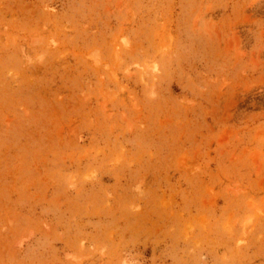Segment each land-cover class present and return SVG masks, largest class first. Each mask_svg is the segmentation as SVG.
I'll list each match as a JSON object with an SVG mask.
<instances>
[{
    "label": "rangeland",
    "instance_id": "374dc122",
    "mask_svg": "<svg viewBox=\"0 0 264 264\" xmlns=\"http://www.w3.org/2000/svg\"><path fill=\"white\" fill-rule=\"evenodd\" d=\"M0 264H264V0H0Z\"/></svg>",
    "mask_w": 264,
    "mask_h": 264
},
{
    "label": "bare ground",
    "instance_id": "6f19581e",
    "mask_svg": "<svg viewBox=\"0 0 264 264\" xmlns=\"http://www.w3.org/2000/svg\"><path fill=\"white\" fill-rule=\"evenodd\" d=\"M93 56H94V55H93ZM93 56H92V58H93ZM97 61H98V60H97V59H95V58H94V59H92V62H93L95 65H96V63H98ZM97 65H98V64H97ZM247 224H248V223H247Z\"/></svg>",
    "mask_w": 264,
    "mask_h": 264
}]
</instances>
